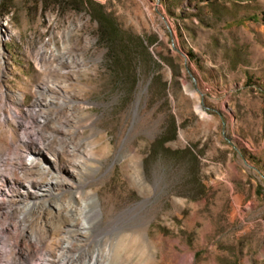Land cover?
<instances>
[{"label": "rangeland", "instance_id": "obj_1", "mask_svg": "<svg viewBox=\"0 0 264 264\" xmlns=\"http://www.w3.org/2000/svg\"><path fill=\"white\" fill-rule=\"evenodd\" d=\"M20 124L76 172L45 194L24 264L58 251L72 219L57 203L94 199L101 222L69 233L77 264H264V0H0L5 168Z\"/></svg>", "mask_w": 264, "mask_h": 264}, {"label": "bare ground", "instance_id": "obj_2", "mask_svg": "<svg viewBox=\"0 0 264 264\" xmlns=\"http://www.w3.org/2000/svg\"><path fill=\"white\" fill-rule=\"evenodd\" d=\"M18 99L21 101V94L18 95ZM37 110L34 109L33 114L37 113ZM13 115L18 116L15 111ZM43 124L45 119L40 118L37 121L38 130L44 126ZM20 130L19 144L26 150L21 151L10 137L12 151L9 156L11 164L8 168L3 165L5 158L0 157V251L12 252L16 262L24 264L30 253L27 247L22 246V239L26 236L28 244L34 248L42 245L39 233L33 232L30 225L37 221L46 207H51L49 203H44L45 194L52 195L56 190L69 184L58 176L63 169H66L67 181H70L76 172L70 167L58 164L55 156L48 152L50 141L53 139L51 135L45 137L43 135L42 138L31 136L26 133V124H20ZM54 170L57 175L54 174ZM55 209H63L65 215L72 221L65 232L66 236L58 241L60 243L58 251L53 255L44 254L37 259V264H77V259L72 255L74 244L71 237L74 235L70 236L69 233L88 235L92 224L101 222L97 200L94 199L90 204L84 200L77 208L57 203ZM78 221L79 224L76 223ZM101 261L102 255L96 251L90 255L87 264H100ZM0 264H4L3 261Z\"/></svg>", "mask_w": 264, "mask_h": 264}, {"label": "trees", "instance_id": "obj_3", "mask_svg": "<svg viewBox=\"0 0 264 264\" xmlns=\"http://www.w3.org/2000/svg\"><path fill=\"white\" fill-rule=\"evenodd\" d=\"M44 3H51L52 5L59 6L60 8L67 7L69 9L80 11L84 10L86 5L91 3V0H43ZM92 16L97 22L96 33L98 36L105 40L106 43L111 45L114 37V24L113 19L101 13H93Z\"/></svg>", "mask_w": 264, "mask_h": 264}]
</instances>
